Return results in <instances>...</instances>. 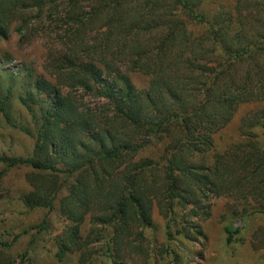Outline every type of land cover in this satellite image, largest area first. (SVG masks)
Listing matches in <instances>:
<instances>
[{
	"label": "trees",
	"instance_id": "obj_1",
	"mask_svg": "<svg viewBox=\"0 0 264 264\" xmlns=\"http://www.w3.org/2000/svg\"><path fill=\"white\" fill-rule=\"evenodd\" d=\"M55 2L0 0L1 35H7L10 14L15 8L35 3L42 9L43 5ZM62 4L67 8L65 23L71 25L67 34L74 35L71 42L75 50L91 51L82 50L85 28L100 21L104 14L109 15L105 26L114 29V39L111 33L107 34V47L116 43L119 52L127 50L131 57L128 71L138 70L152 79L145 94L136 93L128 75L115 73L114 63L110 62L113 60L109 61L104 54L96 62H71L73 78L75 74H93L95 81L103 84L97 96L113 103L115 119L129 122L139 134L163 140L166 156L156 166L148 159L133 164L119 176L127 158L132 159L147 143L118 144L112 138L113 144L108 146L109 137L97 134L92 139L99 147L85 146L79 153L77 136L91 131V127L83 114L75 112L72 101L56 90L39 118L33 156H0V163L11 168L28 166L46 174L38 178L27 176L35 188L24 198L30 208L52 210L56 196L65 187L57 184L58 175L65 174V183L73 179L60 201L62 213L72 227L64 234L59 259L66 252L79 249L80 227L98 204L103 207L99 222H117V235L112 240L115 246L123 244L134 228H150L152 197L157 198L159 180L165 186L164 207L172 214L177 206L187 210L193 205L187 215H197L200 203L212 196L232 191L244 195L243 188L250 186L248 181L257 177L258 184L249 195L258 194L264 199V155L255 143L248 146V152L242 150V156L234 161L243 167L242 171L231 168L234 174L241 173L240 178L231 174L227 176L229 180L218 177L219 173L229 172L228 168L222 172L218 169L224 164L219 162L220 158L217 160L219 155L215 156L214 165L206 166L209 153L214 151L215 135L233 121L243 105L264 102V0H235L233 13L213 15L202 13L198 0H63ZM52 15L51 11L49 17ZM247 25L249 30L245 29ZM194 31L201 33L196 35ZM144 32H155L156 38L141 47L138 39ZM131 51L137 58H132ZM114 73H118L116 78L112 77ZM77 78L86 89H92L88 82ZM119 83L122 88L118 89ZM20 101L35 117L29 100ZM5 104L0 97V113L8 124L17 127L12 124ZM253 116L251 119L258 124L257 128L263 129L264 136V109ZM20 129L33 136L28 129ZM157 166H161L159 176L155 173ZM172 221L169 220L168 227ZM225 231L231 243L242 228L229 224Z\"/></svg>",
	"mask_w": 264,
	"mask_h": 264
},
{
	"label": "rangeland",
	"instance_id": "obj_2",
	"mask_svg": "<svg viewBox=\"0 0 264 264\" xmlns=\"http://www.w3.org/2000/svg\"><path fill=\"white\" fill-rule=\"evenodd\" d=\"M198 1L200 11L206 15L233 13L235 10V0ZM62 3L63 0H56L55 3L43 5L42 9L35 3L21 5L10 14L11 25L7 35L0 33V97L6 101L5 107L12 124L17 126L8 124L0 113V156H33L35 137L40 127L39 118L48 102L54 99L53 93L58 90L61 96L72 101L75 112L83 114L91 127V131L77 136L79 153L83 152L85 146L98 148L92 136L100 134L101 137H109L108 146L113 144L112 138L118 144L147 143L132 159L127 158V164L119 169V176L132 168L133 164L147 159L154 166L161 164L166 156L165 142L139 134L129 122L118 117L115 119L113 103L97 96L103 84L96 82L93 74H75L73 78L74 73L69 65L73 62H96L104 54L109 61L113 60L110 62L114 63V72L126 73L136 93L141 94L148 91L152 78L138 70L128 71L131 57L127 50L119 52L116 43L107 47V34L111 33L114 39V29L105 26L110 20L109 15L104 14L100 21L85 28L82 50L91 51L82 53L75 50L71 42L75 39L74 35L71 37V34H67L71 26L65 23L67 8ZM51 11L53 15L49 17ZM245 29L249 30V26ZM194 33L199 35L201 32ZM154 35L155 32L141 33L138 39L141 47L155 41ZM130 54L132 58H137L133 51ZM115 73L112 77L116 78L118 73ZM77 76L85 84L88 82L92 89L88 90L80 84ZM117 87L122 88V84L119 83ZM37 88H43V91L39 92ZM7 96L9 99H6ZM20 98L29 100L35 117L21 104ZM260 109H264V102L243 105L233 121L215 135L214 151L209 153L206 166L214 165L215 156L219 155L217 160L220 158L219 162L224 164L218 169L221 172L225 168L229 170L226 174L222 173L226 176L219 173V178L223 176L229 180V174L235 178L241 177L240 172H232V169L243 170L242 165L234 161L239 158L237 156H242V150L248 152L250 144L255 143L256 149L264 155L263 129L257 128L258 124L251 119ZM20 127L28 129L33 136ZM157 167L155 173L159 176L161 166ZM248 170L252 171L251 168ZM0 174V264H264V199L258 194L249 195L254 185L258 184V177L248 181L250 186L243 188L244 195L232 191L212 196L200 203L197 215L191 216L187 215V211L193 205H189L187 210L177 206L175 214L168 212L163 200L165 186L159 180L157 198L152 197V226L134 228L120 246L112 242L117 235V222H99L103 207L98 204L80 227L79 249L66 252L59 259L64 234L72 227L62 213L60 201L67 195L66 187L74 182L73 179L65 183V174L58 175L57 184H64L65 187L56 196L53 209L49 210L30 208L24 202L26 196L35 192L27 176L38 178L46 174L28 166L11 168L2 163ZM110 204L113 202L110 201ZM170 219L173 221L168 227ZM229 224L242 228L231 243L227 241L225 231Z\"/></svg>",
	"mask_w": 264,
	"mask_h": 264
}]
</instances>
